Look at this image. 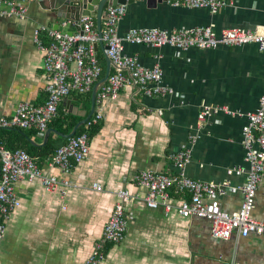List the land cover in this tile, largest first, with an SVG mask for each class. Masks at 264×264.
I'll use <instances>...</instances> for the list:
<instances>
[{"label":"crops","instance_id":"obj_1","mask_svg":"<svg viewBox=\"0 0 264 264\" xmlns=\"http://www.w3.org/2000/svg\"><path fill=\"white\" fill-rule=\"evenodd\" d=\"M26 8L24 18H0V117L14 116L21 102L41 103L46 98L43 53L33 42L34 29L59 25L58 30L67 33L76 30L36 0ZM126 8L120 33L140 26L172 30L212 26L216 33L264 27V0H235L217 14L175 8L167 0H138ZM91 16L95 19V13ZM124 51L145 66H152L160 53L163 81L174 95L145 97L126 87L117 99L104 102L101 129L91 138L89 156L66 175L45 166L48 157L37 158L44 174L64 177L71 188L64 194L60 189L47 192L38 178L15 184L19 207L5 224L0 264H81L100 238L119 190L128 193L125 208L130 219L124 241L106 247L103 264H264V235L212 240L209 221L177 213V197L167 202L170 212L147 208L146 191L133 180L140 170L173 172L170 155L190 148L195 137L186 176L221 186L220 208L235 214L248 168L241 133L246 118L215 113L200 123L198 115L202 105L256 110L264 89V50L247 44L179 52L171 46L125 44ZM97 58L105 70L101 46ZM87 101V94H73L60 109L83 120L91 111ZM44 131L33 134L31 144L43 146L37 144ZM252 216L264 220V173Z\"/></svg>","mask_w":264,"mask_h":264},{"label":"built area","instance_id":"obj_2","mask_svg":"<svg viewBox=\"0 0 264 264\" xmlns=\"http://www.w3.org/2000/svg\"><path fill=\"white\" fill-rule=\"evenodd\" d=\"M31 0H0V18H24L26 5ZM172 7L189 10H208L217 14L225 7L233 5L235 0H167ZM126 5L107 6L106 18L99 33L91 15H83L78 22H70L76 30L67 33L48 26H38L33 31V42L42 55V70L46 76L44 92L46 98L41 103L21 102L16 113L10 118L0 117L2 129H34L43 132L51 120L59 114L62 101L73 94L86 95L101 78L103 68L98 62V40L102 42L104 57L110 59L111 66L107 79L97 90L96 109L91 119L83 126L85 132L70 138L45 159V166L56 167L68 174L90 154V129L101 125L103 121L102 105L106 101L117 99L120 91L126 87L135 94L145 97L173 96L174 91L164 84V72L159 63L162 56L156 54L152 66L141 64L136 57L124 51L125 44L149 45L154 47L171 46L179 52L191 49L212 50L219 46L241 47L256 44L264 50V27L256 30L232 28L216 33L212 26H193L180 29L140 26L132 27L120 33L118 25L126 13ZM225 113L230 116H244L242 142L245 149V162L248 165L242 187V203L235 214L221 210L218 197L223 189L219 185L201 182L189 178L185 167L192 159L195 137H191V146L179 153L170 155L173 172L140 170L134 177V183L145 189L144 203L149 209L163 207L170 212L167 203L171 196L179 198L177 213L183 218L207 220L211 224L212 240H228L233 234L246 237L249 234L264 235V220L252 216L255 199L264 173V89L259 97V105L254 111L242 112L229 107L202 105L198 121L204 122L210 114ZM229 173L230 170H227ZM39 179L47 192L60 189L64 194L71 188L67 180L53 174H44L27 150L7 149L0 145V241L5 224L19 207L15 194V184L19 180ZM95 191H101L93 184ZM110 217L103 227L100 238L94 243L88 258L81 264H103L108 245L119 244L125 239L130 213L125 203L128 193L119 190ZM231 264H235L232 262Z\"/></svg>","mask_w":264,"mask_h":264},{"label":"water","instance_id":"obj_3","mask_svg":"<svg viewBox=\"0 0 264 264\" xmlns=\"http://www.w3.org/2000/svg\"><path fill=\"white\" fill-rule=\"evenodd\" d=\"M41 6L48 9L49 11L56 14L58 18H62L70 22H78L81 16L83 15H91L95 13V28L99 33L100 37V30L102 27V23L105 21L106 18V7L107 6H116V5H131L138 0H36ZM158 2H162L163 0H157ZM54 29H59V25L55 26ZM67 30L65 29V32ZM101 46V40H98L96 43V47ZM105 61H107V67L104 71L103 76L96 81L93 86L91 92V111L87 117L83 120L79 121L72 129L69 134L63 133L53 127H47L44 131L43 138L41 143L37 145H44L48 139V136L51 132L55 134L65 137L66 139H70L74 137L78 130L84 126L93 116L95 109H96V98H97V90L99 87L104 83L107 79V76L110 72V59L105 57ZM34 143V141H33ZM35 144V143H34Z\"/></svg>","mask_w":264,"mask_h":264},{"label":"trees","instance_id":"obj_4","mask_svg":"<svg viewBox=\"0 0 264 264\" xmlns=\"http://www.w3.org/2000/svg\"><path fill=\"white\" fill-rule=\"evenodd\" d=\"M104 66L102 75L104 74ZM77 96H83V95H77ZM88 103L91 102V93L87 94ZM81 121V118L78 116H75L71 113H66L64 111H61L59 107V114L54 119L51 120L48 123V127H54L55 129L69 134L73 127ZM101 129V125H98L96 127H93L89 131V135L92 138L95 134L99 132ZM83 132H85V127H81L77 134L80 135ZM37 133V130L34 129H22V128H14V129H2L0 130V145H4L7 149L16 150L18 148H23L27 150L35 159L37 158H45L49 157L51 154H53L57 148H59L61 145L67 143L69 139H66L62 136H55L50 135L47 142L41 146L37 147L30 142V138L33 134ZM109 246V245H108ZM107 246V247H108Z\"/></svg>","mask_w":264,"mask_h":264}]
</instances>
